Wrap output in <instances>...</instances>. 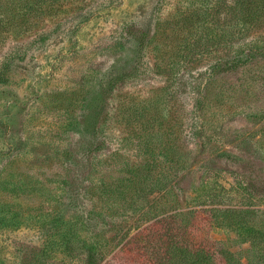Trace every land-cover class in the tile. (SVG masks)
Masks as SVG:
<instances>
[{"label":"rangeland","instance_id":"1","mask_svg":"<svg viewBox=\"0 0 264 264\" xmlns=\"http://www.w3.org/2000/svg\"><path fill=\"white\" fill-rule=\"evenodd\" d=\"M217 2L0 0V264H84L80 241L99 242L100 264H138L134 255L116 253L134 232L122 241L120 231H108L133 220L96 219L95 230L77 214L100 206L87 188L98 178L113 182L131 164L166 162L158 144L153 155L141 152L137 134L161 133L169 144L175 138L189 163L209 154L206 145L236 157L193 166L185 187L214 166L227 188L264 180V68L224 73V54L239 43L220 38L228 19ZM211 7L212 22L203 19ZM8 15L12 23L4 21ZM229 24L235 32L232 16ZM128 25L147 35L142 47L124 38ZM241 84L248 92L234 93ZM198 93L205 104L194 113ZM155 100L166 122L154 132L129 122ZM72 183L77 204H69ZM70 221L79 222L69 231L78 242L66 248L57 243ZM200 236L213 242L217 264H227L228 251L251 261L233 232L206 228Z\"/></svg>","mask_w":264,"mask_h":264},{"label":"trees","instance_id":"2","mask_svg":"<svg viewBox=\"0 0 264 264\" xmlns=\"http://www.w3.org/2000/svg\"><path fill=\"white\" fill-rule=\"evenodd\" d=\"M220 1L219 7L223 6L228 19V32L222 33L220 38L225 43L235 38L239 43L233 54H231L232 51H226L224 54V73L226 75L237 72L250 74L256 65L263 69L264 0H235L233 4L218 0L216 4ZM31 3L32 1L21 4L24 7L31 6ZM1 8L0 6V10ZM206 10L208 12L204 13L203 19H209L212 22L215 17V8ZM8 12L12 14L11 9ZM10 15L4 18V21L12 23ZM231 16L234 19L235 32H232L233 27L229 24ZM123 31V36L129 44L142 47L146 42L147 35L135 30L133 25L125 26ZM114 69L108 72V81L112 79ZM196 86L197 84L193 87L196 88ZM241 90H245L244 84L239 85L234 93L239 94ZM245 91L247 93L248 89ZM203 97L200 94L195 98L194 113H197L198 109H203L205 104ZM156 101L149 102L148 108L144 109L138 118L129 122H136L135 124H139L141 128L150 126L154 132L152 126L159 121L166 122L163 109L159 107V104L157 105ZM202 122L206 123L204 119ZM196 127L201 129V122ZM160 134H152L154 137L150 139L155 141L142 139L140 134L136 137L141 152L143 150L147 154L153 155L158 144L159 154L164 158L167 157L166 162L163 163L161 160L159 162L156 159L144 160L143 163L131 164L127 171L129 174L118 178L117 181H107L106 177H100L92 184H88V194H95L100 206L97 204L95 211L92 210L93 212L86 214L84 218L83 211L81 214L77 213L82 221L85 219L83 223L88 227L94 221L89 226L95 227L96 219L106 222L110 216L111 218L122 216L133 220L134 223L126 229L124 227L127 223L122 225V223L113 222L108 231L114 233L120 231L122 241L131 231L134 232L116 253H123L126 256L134 255L136 261L138 259V264H217L213 242L200 236L206 228L233 232L236 241L239 244L248 245L247 251L252 254L251 261L248 260L244 264H264V180L258 179L250 183L237 182L234 186L227 188L223 183L216 181L220 176L213 171L218 169L214 166L213 170H204L198 177L197 183L189 181L188 186L185 187L183 180L186 172L192 173L193 166L200 164L204 169L210 168L212 164H215V158L221 157L228 162L229 159L225 156L232 155L227 154V151L206 145L205 147L208 146L207 148L210 149L209 154L201 155L196 163L195 161L189 163L183 158V148L177 140L173 138L169 144L162 141L163 137ZM235 158L232 156V159ZM78 166L83 169L82 163ZM225 170L227 169H220V171ZM69 191L72 194L69 204L72 202L77 204L75 200L79 199L80 194L75 189V183L70 185ZM152 195H157L154 202L149 200ZM0 222H3L2 219ZM70 223L67 232L60 234V240L57 243L66 248L78 242L74 241L75 237L69 234V231L79 222L70 221ZM98 228L99 225H96L95 230ZM98 243L80 241L78 244L81 245L77 244L84 254V264H100L104 259ZM234 253L230 251L226 253L227 264H243Z\"/></svg>","mask_w":264,"mask_h":264}]
</instances>
